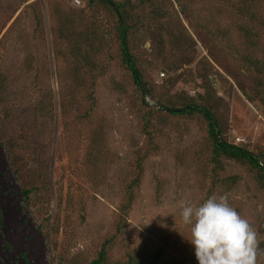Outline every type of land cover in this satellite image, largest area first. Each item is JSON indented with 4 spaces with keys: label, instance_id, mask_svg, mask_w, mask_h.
I'll return each mask as SVG.
<instances>
[{
    "label": "rangeland",
    "instance_id": "1",
    "mask_svg": "<svg viewBox=\"0 0 264 264\" xmlns=\"http://www.w3.org/2000/svg\"><path fill=\"white\" fill-rule=\"evenodd\" d=\"M114 1L132 6L147 106L102 5L0 0V264H88L105 242L110 264H198L181 204L212 195L251 223L264 264V185L245 165L211 162L199 117L158 106L216 101L226 138L264 152L230 0Z\"/></svg>",
    "mask_w": 264,
    "mask_h": 264
},
{
    "label": "trees",
    "instance_id": "2",
    "mask_svg": "<svg viewBox=\"0 0 264 264\" xmlns=\"http://www.w3.org/2000/svg\"><path fill=\"white\" fill-rule=\"evenodd\" d=\"M94 4L102 5L115 18L114 31L121 63L129 73L132 84L139 94L141 104L147 106L145 98L151 96V87L144 79L137 65V60L129 47V37L133 28L132 23H130L129 8L132 7L130 2L88 0L89 6ZM230 7L231 14L234 17L232 26L244 40L249 49L248 52H250V56L243 58V61H246L251 67L252 72L255 73L256 82L258 81L254 94L249 90H243V95L250 101H253L254 98L259 99L264 105L261 96V90L264 89V57L257 56L258 53L264 56V0H230ZM215 102L209 103L206 98L199 95L198 100L184 97L181 103L167 102L161 104L158 102V106L159 110L171 116L199 117L205 126L211 162L219 164L222 160H229L245 165L255 174L259 183L264 185V152L255 153L245 146L230 142L226 138L222 125L223 115L217 113ZM22 191L26 202L30 203L31 190L24 189ZM46 217L48 219L49 216ZM1 220L0 212V224ZM132 261L129 260L127 264H131ZM88 264H110L107 261L106 242Z\"/></svg>",
    "mask_w": 264,
    "mask_h": 264
},
{
    "label": "clouds",
    "instance_id": "3",
    "mask_svg": "<svg viewBox=\"0 0 264 264\" xmlns=\"http://www.w3.org/2000/svg\"><path fill=\"white\" fill-rule=\"evenodd\" d=\"M180 215L198 264H257L258 233L226 196L184 202Z\"/></svg>",
    "mask_w": 264,
    "mask_h": 264
},
{
    "label": "built area",
    "instance_id": "4",
    "mask_svg": "<svg viewBox=\"0 0 264 264\" xmlns=\"http://www.w3.org/2000/svg\"><path fill=\"white\" fill-rule=\"evenodd\" d=\"M75 4H80V0H74Z\"/></svg>",
    "mask_w": 264,
    "mask_h": 264
}]
</instances>
